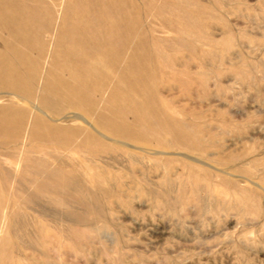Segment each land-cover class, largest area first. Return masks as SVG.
I'll return each instance as SVG.
<instances>
[{
	"label": "rangeland",
	"instance_id": "374dc122",
	"mask_svg": "<svg viewBox=\"0 0 264 264\" xmlns=\"http://www.w3.org/2000/svg\"><path fill=\"white\" fill-rule=\"evenodd\" d=\"M101 1L73 0L72 8L62 0L58 20L73 9L85 18L81 6L99 8ZM119 2L117 11L114 3L107 13L96 11L100 21L129 16L134 37L126 60L138 67L123 73L117 66L106 80L112 64L101 63L90 77L106 80L94 107L67 88L50 87L53 79L71 78L53 70L64 63L53 40L42 52L32 48L39 76L30 85L0 83V264H264V0ZM85 22L76 28L97 25ZM1 23L0 62L20 66L23 37ZM117 85L126 94L113 101L119 116L101 124ZM137 86L157 111L143 121L130 102ZM73 113L111 139H99L103 150L80 149L93 131L65 119ZM37 122L51 128L57 145L29 142L27 129ZM43 126L37 133L47 134ZM32 176L41 188L28 182ZM28 235L33 249H26Z\"/></svg>",
	"mask_w": 264,
	"mask_h": 264
},
{
	"label": "bare ground",
	"instance_id": "6f19581e",
	"mask_svg": "<svg viewBox=\"0 0 264 264\" xmlns=\"http://www.w3.org/2000/svg\"><path fill=\"white\" fill-rule=\"evenodd\" d=\"M109 3L115 4L116 11L123 8L122 4L119 2V0H102L100 5H99V8L98 7L95 8L94 5L92 6L91 4H83V6H81L82 11H84V13L87 14L85 17V18H87V20H85L84 17H81V16L78 17L77 12L74 9H73L74 11L71 9V7L73 8V5H72L73 0L72 1L70 0L71 7H70V5H68V8L66 9V12L67 11L69 12L70 9L72 10V12L70 11V17H67V18L65 17L62 20H58V14H59L60 9H61L62 0H51V1H46V0L45 1L44 0H17L15 2H10V0H0V24H2L1 22H3V24L7 25L8 28H11L13 30V32L15 33L16 36L20 35L21 37H23V39L20 41V43L25 45L26 50L24 51V54L26 56V62H24L20 66L24 69L29 70V74H26L24 72L21 73L20 70L22 68L20 66L15 65L13 63H10L8 61H2V62H0V83H4V84L10 85L12 87H16V86L20 87V86L30 85L32 83V81L35 80L39 76V73L35 67V64L33 61H31V56H29V55H31L32 48L38 47V51L40 50V52H42L44 49V42H46V39H49L50 41L53 40V41H55V44H56V47L58 50L57 52L59 53L58 55L59 56L61 55L63 57V61H64V63H62L61 66L57 65L60 68L57 67L58 69H55L56 67L54 66L53 70H59L60 72H66L70 75L71 78L68 81H62L58 78L53 79L50 83L51 84L50 87L51 88H57V87L67 88V90H71L80 96L79 101L81 102L82 106H84L86 108L94 107L95 103L93 101V95L103 91V89L105 88L106 80H108V79L110 80V78L114 76L115 70H117L116 69L117 66H119V68H121L120 70L123 71V73L128 72V70L132 67H138L137 64L131 65L130 61H129L130 63L127 64V60H126L127 55L125 53H126L128 47L131 44L133 37H134L133 36V30L131 28V20H130L129 16H126L123 14H118V15L111 17L110 19H105V20L100 21V16L98 15L96 10L101 9L100 11L102 13H107V11L110 10ZM95 6H96V4H95ZM7 12H9L11 15H10V17L8 16V18L4 19L3 15ZM39 18H40V21H37V19H39ZM90 20H95L97 22L96 27L90 28L88 30L76 28L79 25L78 24L79 22L83 23L85 21H90ZM20 26H26V27H28V30L23 32V33L22 32L20 33L18 31V27H20ZM110 26H115L116 29L111 30L109 28ZM17 43H19V41H17ZM12 50L16 51L17 48L14 47V48H12ZM137 52H138V49L136 51V54H139ZM103 62H110V64H112L111 67H109L106 70L107 71L106 75L104 74L106 76L105 77L106 80L92 82L90 79L91 75L102 70L103 67L101 68L100 65ZM115 62H116V65H115ZM120 62H122V63H120ZM117 64H119V65H117ZM56 77H58V76H56ZM135 80L136 79H134V81ZM119 88L120 87L118 85L116 87L114 86V89L112 91V98H110V99L108 98L105 100V106L107 108L108 113L111 114V116H109V114L107 112L106 113L104 112L101 115H99V122L101 124L103 123L104 125H109L113 121L114 118L119 116V110L113 101L116 99L120 102H123V100H125V98H126V94L125 93L123 94V92ZM132 90H133L132 91L133 93L130 97L131 106L134 109H136V112L139 114L140 120L141 121L145 120V118L150 116L152 113L154 115H157V111H151L150 107L148 105V102L147 101L145 102V98L143 96V91H141L138 86ZM101 94H103V93H101ZM139 96L140 97L142 96V98H139ZM103 100H104V98H103ZM26 104L28 105L29 103L26 101ZM32 107H34V106H32ZM33 109H36V108H33ZM80 114H82V113H80ZM80 114L73 113V115L70 114L71 116L65 118V119H72L73 121H75L77 123H80L86 127H89L93 131V132L90 131V132L86 133V135L84 137V139H85L84 143L81 144L80 149H83V148L89 149L90 151H92V153L98 152V150H103V149H101L102 147L99 144V142H100L99 139L104 138V139H107L109 141H111V139L108 136L101 134L100 132L98 133L96 131V128L93 126V124L90 121H88L85 117H83L82 116L83 114L82 115H80ZM153 114H152V116H153ZM42 116L46 117L45 113H43ZM43 125L41 122H37L34 126H31V127H29V129H27V133L26 132L25 133H26V137L29 139V142H34L36 140V141L46 143L47 145H52V146L57 145L55 138L51 136V133H50L51 128L47 125H45V126H43ZM42 126H43V128H45L47 130V131H45L47 134L37 133L39 131L38 128H42ZM27 128H28V126H27ZM78 132L81 133V131H78ZM63 133H65V132H63ZM139 138L144 139L143 135H140ZM0 139H1V136H0ZM74 140H75V138H74ZM58 143H59V141H58ZM119 144L122 146L132 147V145L124 143V142H121ZM0 145L2 147V144H0ZM38 146L39 145H37V147ZM132 148H135L138 150H145V149L137 148V147H132ZM30 150H32V149H30ZM40 150H41V148H40ZM33 152L35 153L34 150H33ZM36 152H37V150H36ZM10 162H11V160H10ZM34 162H36V161H34ZM18 163H20V162H18ZM42 163H45V162H43V160H42ZM13 164H14V162H13ZM42 165L40 167H42ZM37 166H39V165H37ZM37 168H39V167H37ZM42 168H44V167H42ZM39 171L42 172V171H45V169L39 170ZM49 172L50 171H48L47 174L45 173L44 175H42L40 177L43 178L45 175H46L45 178L50 177ZM52 172L53 171L51 170V174H53ZM24 175H29V174H28V172H26ZM54 177H56V176H54ZM60 178L62 179V177H60ZM60 178L56 179V180L59 179V182H58L59 185L62 186L65 190H71L72 187L70 184L65 182L66 179H64V177H63L64 180L62 179V181H61ZM40 179H39V177L32 176L28 180V182L34 187H40L41 186V183L39 181ZM25 186H27V185H25ZM62 187H61V189L63 190ZM39 190L41 192H44V191H42L44 189H42V190L39 189ZM46 194L49 195L50 192L48 191V193H46ZM54 194H56V193H54ZM2 196H3V193H2ZM17 197H19V196H17ZM15 199H18V198H15ZM83 199H82V201H83ZM28 200H30V199H28ZM0 201H2V200L0 199ZM21 201H23V199H21ZM80 201H81V199H80ZM82 201L80 202L81 204L84 203ZM1 203H3V202H1ZM89 204L91 207V203H89ZM83 205H85V204H83ZM92 206H93V204H92ZM18 209H20V207L17 208V210ZM85 211H86V209H85ZM13 212H15V211H13ZM87 212L90 213V211H87ZM5 214L6 213H4V215ZM3 218H4V216H3ZM6 218H8V216H6ZM22 218H24V217H22ZM7 220H5V221H7ZM10 224H14V227L18 226V225H16V223L10 222ZM1 227H3V226H1ZM14 227L12 226V228H14ZM37 227H39V226H37ZM39 228H41V227H39ZM1 230H4V229L0 228V231ZM2 233L4 234V232H1V236H3ZM40 233H42V232H40ZM4 237H6V236H4ZM31 238H33V237L28 235L27 243L30 244V248H26V249H31V248L33 249L32 242H34V241H32ZM10 240H11V238H10ZM15 244H16V242H15ZM3 245H5V244H3ZM1 247H3V246L1 245ZM19 250H20V247H19ZM15 251H17V250H15ZM11 255H12V253H11ZM14 256H16V255H14ZM32 257H35V256H32ZM32 260H33V258H32ZM4 262L6 263V261H4ZM12 262H10V263H12ZM15 262H17V261L15 260ZM22 262H24V261H22ZM38 263L39 264H47V262H44L41 260Z\"/></svg>",
	"mask_w": 264,
	"mask_h": 264
}]
</instances>
